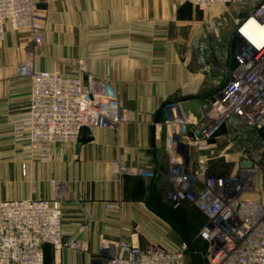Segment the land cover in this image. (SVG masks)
I'll use <instances>...</instances> for the list:
<instances>
[{
	"label": "crops",
	"instance_id": "crops-1",
	"mask_svg": "<svg viewBox=\"0 0 264 264\" xmlns=\"http://www.w3.org/2000/svg\"><path fill=\"white\" fill-rule=\"evenodd\" d=\"M32 1L43 43L9 27L0 42V200L45 198L60 204L62 229L79 243L63 252L60 264H93L100 236L141 247L181 243L157 215L162 210L157 200L166 197L158 186L165 184L162 176L170 166L166 123L207 111L230 67L238 13L220 6L198 10L182 0ZM29 52L37 72L68 74L80 67L84 78L107 79L106 93L117 99L127 121L85 131L88 136L73 147L58 143L47 159L22 150L12 140L6 114L27 104L30 79L18 75V64ZM237 123L228 121L225 133L236 132ZM252 134L258 143V134ZM117 162L151 170L154 177L121 173ZM257 185L264 188V176ZM51 256L46 245L45 264Z\"/></svg>",
	"mask_w": 264,
	"mask_h": 264
},
{
	"label": "built area",
	"instance_id": "built-area-1",
	"mask_svg": "<svg viewBox=\"0 0 264 264\" xmlns=\"http://www.w3.org/2000/svg\"><path fill=\"white\" fill-rule=\"evenodd\" d=\"M182 1L198 10L212 6L235 10L238 17L230 67L225 81L212 93L207 111L199 118L166 123L170 166L162 180L169 185L167 196L173 204L188 202L205 216L199 229L211 250L205 264H264V188L257 185L256 166L264 150L257 156L243 152L235 172L208 173L216 148L212 141L220 137L228 121L237 120L251 132L264 129V0ZM36 11L32 0H0V42L9 27L29 31L33 42L42 44L43 24ZM18 75L30 79L28 101L6 114V119L12 140L41 159H47L58 143L75 146L82 130L114 128L128 119L117 99L107 95L108 80L84 78L80 67L68 74L37 72L29 52L18 64ZM244 161H250V166L241 167ZM116 167L121 173L154 177L151 170L118 162ZM62 217L54 200H0V264H45L46 245L60 264L65 250L79 247L77 239L64 233ZM186 248L185 242L141 247L100 236L93 264H186Z\"/></svg>",
	"mask_w": 264,
	"mask_h": 264
},
{
	"label": "rangeland",
	"instance_id": "rangeland-1",
	"mask_svg": "<svg viewBox=\"0 0 264 264\" xmlns=\"http://www.w3.org/2000/svg\"><path fill=\"white\" fill-rule=\"evenodd\" d=\"M235 127L237 128L235 134L225 133V130L222 129L220 137L214 140V142L212 141V143L216 145V148H214V156L208 161L209 171H214V173L225 176L228 173L236 171V164L243 152H246L247 156H250L251 154L254 156L262 154V150H264V143L262 142L264 141L259 140L257 143L256 139L253 138L252 132L249 131L248 133V131L243 130V126L239 125V123H237ZM255 146L257 149L251 151ZM256 166L259 168L257 176L259 178L260 176H264V158L259 159ZM159 189L163 192L164 197L166 196V201L164 199L163 202L157 200V205L162 207V216L175 223L180 221L181 224L186 227L187 239L195 246V253L199 258L200 263H206L211 251L210 246L199 240L197 236L198 227L205 221V219L192 205L182 202L179 204H173L167 196L169 190V185L167 183L159 185L158 190ZM160 220L163 219L160 218ZM169 226L175 233L174 228L171 225ZM164 230L165 229L162 231L164 232ZM162 234L164 235L165 233ZM175 234H178L177 231ZM51 264H56L53 258L51 259Z\"/></svg>",
	"mask_w": 264,
	"mask_h": 264
},
{
	"label": "trees",
	"instance_id": "trees-1",
	"mask_svg": "<svg viewBox=\"0 0 264 264\" xmlns=\"http://www.w3.org/2000/svg\"><path fill=\"white\" fill-rule=\"evenodd\" d=\"M224 129V128H222ZM257 134L259 136V140H262L264 141V129H261V130H258L257 131ZM264 143V142H262ZM182 203H187L189 205H192L188 202H182ZM194 207V209L201 214V216H203V218L205 219V216L199 211L197 210V208L192 205ZM157 215L162 218L168 225H171L175 231H177V233L181 236L182 238V242H185L186 245H187V248H186V253H185V261H186V258L188 257L191 261L192 264H201L200 263V260L199 258L197 257V254L195 253V246L189 242V240L187 239V233H186V227L184 225L181 224V222H172L170 221L169 219L165 218L164 216H162V213L161 211H158L157 212ZM175 219H176V216H175ZM178 221V220H177ZM205 222V221H204ZM201 223L198 227V231H197V236L199 238V240H201L203 243H207L206 241H204L200 236H199V229L201 228V226L204 224ZM208 244V243H207ZM209 245V244H208ZM193 250V251H192ZM187 262V261H186ZM187 264V263H186ZM205 264V262L203 263Z\"/></svg>",
	"mask_w": 264,
	"mask_h": 264
},
{
	"label": "water",
	"instance_id": "water-1",
	"mask_svg": "<svg viewBox=\"0 0 264 264\" xmlns=\"http://www.w3.org/2000/svg\"><path fill=\"white\" fill-rule=\"evenodd\" d=\"M239 16H240V17L243 16V13H241ZM84 135L88 136V134H86V132H85L84 130H82V131L80 132V135H79V140H81V139L83 138ZM197 137H200L199 134H197ZM250 164H251L250 161H244V162H242L240 165H241V167H249Z\"/></svg>",
	"mask_w": 264,
	"mask_h": 264
}]
</instances>
